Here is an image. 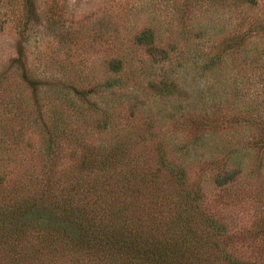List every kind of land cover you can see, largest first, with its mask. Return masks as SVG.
I'll list each match as a JSON object with an SVG mask.
<instances>
[{
    "label": "rangeland",
    "instance_id": "obj_1",
    "mask_svg": "<svg viewBox=\"0 0 264 264\" xmlns=\"http://www.w3.org/2000/svg\"><path fill=\"white\" fill-rule=\"evenodd\" d=\"M38 1L52 19L41 17L26 33L29 67L56 83L74 80L90 89L101 85L105 92L97 89L87 101L76 97L75 105L43 98L40 120L31 90L10 62L21 38V15L4 8L0 174L8 175L11 186L27 181L30 173L43 176L42 122L51 125L59 112L65 133L57 144L58 177L75 162L72 153L81 150L72 133L95 146L120 139L132 151H142V163L154 162L162 148L168 162L183 168L191 184H199L204 208L228 226L235 254L264 260V148L254 145L256 126L242 122L232 127L247 111L264 119V63L225 56L207 69L196 50L201 42L207 55L228 35L246 33L248 23L264 22V0L254 8L229 7L230 0L217 7L210 0ZM146 28L169 51L168 60L154 63L147 47L137 44L135 36ZM201 29L207 35L199 39ZM248 47L264 49V35H253ZM114 58L123 60L120 73L112 71ZM114 77L122 78V85L107 88L104 84ZM105 115L111 116L108 127L103 126ZM237 168L235 178L217 183L219 173Z\"/></svg>",
    "mask_w": 264,
    "mask_h": 264
},
{
    "label": "trees",
    "instance_id": "obj_2",
    "mask_svg": "<svg viewBox=\"0 0 264 264\" xmlns=\"http://www.w3.org/2000/svg\"><path fill=\"white\" fill-rule=\"evenodd\" d=\"M228 1L210 0L216 7ZM38 3L0 0V13L8 7L12 15H21V38L15 42L16 54L10 62L31 90L42 120L43 98L50 102L54 96L55 105L59 101L63 105L64 100L75 105L74 99L87 101L99 89L105 90L101 85L86 88L74 80L56 83L29 67L26 33L41 17L52 19ZM258 3L230 0L228 5L254 8ZM205 35L202 29L197 33L199 39ZM253 35H264V22L248 23L246 33L228 35L207 55L201 42L196 50L202 52L207 69L225 56L264 63V49L248 47ZM135 40L147 47L154 63L170 58L169 51L157 44L152 28L141 31ZM110 64L115 73L124 68L120 58ZM122 83V78L114 77L104 85L111 89ZM260 117L254 118L247 111L244 118L232 121V127L242 122L256 126L254 145L264 148V119ZM110 118L105 115L104 127L111 125ZM52 119L51 125L42 122L44 138L39 153L44 160L39 169L43 176L30 173L27 181L11 186L8 175L0 174V264H264L261 258L245 259L235 254L228 226L204 208L199 184H191L183 168L168 162L162 148L154 162L142 163V151H132L127 142L117 139L95 146L78 141L71 132L81 150L72 153L75 162L58 177L57 144L65 133L64 121L59 112ZM240 171L219 173L217 183L227 184Z\"/></svg>",
    "mask_w": 264,
    "mask_h": 264
}]
</instances>
